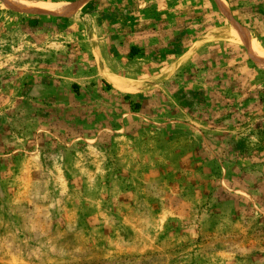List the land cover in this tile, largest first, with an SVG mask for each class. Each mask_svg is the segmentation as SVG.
Listing matches in <instances>:
<instances>
[{
	"label": "rangeland",
	"instance_id": "374dc122",
	"mask_svg": "<svg viewBox=\"0 0 264 264\" xmlns=\"http://www.w3.org/2000/svg\"><path fill=\"white\" fill-rule=\"evenodd\" d=\"M26 1L84 4L0 0V264H264L248 1Z\"/></svg>",
	"mask_w": 264,
	"mask_h": 264
},
{
	"label": "bare ground",
	"instance_id": "6f19581e",
	"mask_svg": "<svg viewBox=\"0 0 264 264\" xmlns=\"http://www.w3.org/2000/svg\"><path fill=\"white\" fill-rule=\"evenodd\" d=\"M6 8L10 11L21 13L27 16H47V15H59L65 18H72L76 16L81 10L84 2L78 4H48V3H36L26 0H3ZM86 3V2H85ZM224 5V4H223ZM85 6V5H84ZM247 35V34H246ZM237 41L245 45H250L251 38L238 35ZM251 47V46H250ZM258 55L264 59V52H258Z\"/></svg>",
	"mask_w": 264,
	"mask_h": 264
},
{
	"label": "trees",
	"instance_id": "16d2710c",
	"mask_svg": "<svg viewBox=\"0 0 264 264\" xmlns=\"http://www.w3.org/2000/svg\"><path fill=\"white\" fill-rule=\"evenodd\" d=\"M248 4H240L238 7L242 9V14L249 17V23L252 31L259 32L264 36V0H247ZM94 2H90L88 6H92ZM33 17V16H30ZM39 24V19L36 17L28 20L30 28H36ZM140 53L139 48L133 46L130 48V57L134 58ZM128 99V96H125Z\"/></svg>",
	"mask_w": 264,
	"mask_h": 264
},
{
	"label": "crops",
	"instance_id": "0c3cea01",
	"mask_svg": "<svg viewBox=\"0 0 264 264\" xmlns=\"http://www.w3.org/2000/svg\"><path fill=\"white\" fill-rule=\"evenodd\" d=\"M85 7V6H84ZM36 17H53V16H51V15H47V16H36ZM122 88V87H121ZM121 88H119V89H121ZM122 90V89H121ZM125 91V90H124Z\"/></svg>",
	"mask_w": 264,
	"mask_h": 264
}]
</instances>
